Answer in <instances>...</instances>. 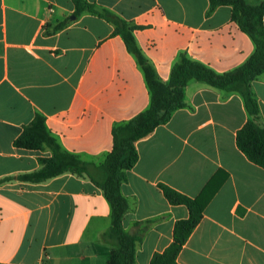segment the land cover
<instances>
[{"label":"crops","instance_id":"0c3cea01","mask_svg":"<svg viewBox=\"0 0 264 264\" xmlns=\"http://www.w3.org/2000/svg\"><path fill=\"white\" fill-rule=\"evenodd\" d=\"M86 1L137 27L135 43L163 84L182 55L223 74L255 50L232 21L231 7L208 15L209 0ZM74 11L71 0H0V264H107L114 250L105 240L111 205L89 178L15 179L51 157L48 149L13 145L36 113L63 151L100 165L112 149L113 128L149 107L143 71L113 25ZM251 86L264 128V73ZM184 102L135 142L138 160L120 187L128 204L123 230L140 238L135 264L163 253L174 224L189 216L158 186L196 198L209 183L219 188L178 264H264V169L236 146L250 119L243 99L191 80Z\"/></svg>","mask_w":264,"mask_h":264},{"label":"trees","instance_id":"16d2710c","mask_svg":"<svg viewBox=\"0 0 264 264\" xmlns=\"http://www.w3.org/2000/svg\"><path fill=\"white\" fill-rule=\"evenodd\" d=\"M71 1L75 8V17L83 13L94 14L111 23L114 27L113 34L123 38L127 50L135 56L143 71L151 95L150 104L142 113L113 128L112 149L100 165L63 151L47 130L45 118L36 113L31 122L23 127L13 145L25 150L48 149L51 157L39 158L38 170L17 176L15 179L36 184L64 173L89 178L101 189L111 205V224L105 240L114 246V250L107 264H135L134 252L140 238L123 230L122 220L128 210V204L121 195L120 187L126 180V172L131 170L138 160L135 142L147 136L156 127L167 123L173 112L185 106L184 88L188 82H203L228 93H238L242 97L250 119L237 132L236 146L251 163L264 169V128L256 122L259 109L251 86L252 81L264 73V0L255 4L248 0H209L208 15L219 6L231 7L232 21L251 37L255 50L243 65L223 74H217L207 66L182 55L172 67L167 84L157 79L153 67L137 47L133 37L136 26L86 0ZM65 24L66 22H62L55 25L51 32L46 30L45 35L61 30ZM158 188L171 205L185 206L189 216L174 224L172 242L163 253H155L150 264H178L177 257L181 249L201 221L204 208L219 186L209 183L196 198L187 197L166 185L160 184Z\"/></svg>","mask_w":264,"mask_h":264}]
</instances>
